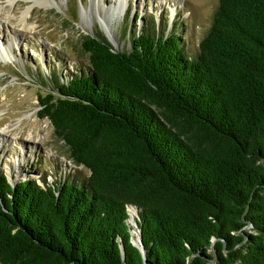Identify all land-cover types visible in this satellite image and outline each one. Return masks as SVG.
I'll use <instances>...</instances> for the list:
<instances>
[{
	"label": "trees",
	"instance_id": "1",
	"mask_svg": "<svg viewBox=\"0 0 264 264\" xmlns=\"http://www.w3.org/2000/svg\"><path fill=\"white\" fill-rule=\"evenodd\" d=\"M79 44L39 116L88 174L0 171V264H264V0H218L195 54L151 29Z\"/></svg>",
	"mask_w": 264,
	"mask_h": 264
},
{
	"label": "rangeland",
	"instance_id": "2",
	"mask_svg": "<svg viewBox=\"0 0 264 264\" xmlns=\"http://www.w3.org/2000/svg\"><path fill=\"white\" fill-rule=\"evenodd\" d=\"M33 1L0 0V130L7 129L0 136V171L11 181L32 178L40 185L88 174L70 159L50 120L39 116L41 96L56 93L57 81L88 68L80 37L99 32L113 48L122 50L129 49L134 34L151 29L164 35L178 33L185 50L195 54L218 5V0H126L124 14L113 17L111 30L105 32L99 19L117 0H52L56 6L50 7ZM28 6L31 28L13 43L1 29L5 17H17ZM83 10H89L84 22ZM5 46L10 48L8 53ZM9 157L17 159L15 164L8 161L10 174L6 171Z\"/></svg>",
	"mask_w": 264,
	"mask_h": 264
},
{
	"label": "bare ground",
	"instance_id": "3",
	"mask_svg": "<svg viewBox=\"0 0 264 264\" xmlns=\"http://www.w3.org/2000/svg\"><path fill=\"white\" fill-rule=\"evenodd\" d=\"M93 2H101L103 3L104 0H92ZM164 0H162L163 2ZM34 3H39L43 6H46V7H50L51 5H55L54 1L52 0H34L33 1ZM126 4V0H117L116 3H114L113 5H111L108 9H105V13L103 14V16L100 17L99 21L103 27V30L105 32H109L111 29H110V26H111V21H112V18L113 17H118V16H121L124 14V10H125V5ZM30 11V6L27 7L26 10H24L19 16L15 17L13 15H9V16H6L5 17V20H4V24L2 25V28L3 31L8 35L10 36L11 40L13 41V43L15 41H17V39L19 38L20 34L21 33H24V31H27V30H30L31 26L29 24H27L29 21H28V18L30 15H28ZM173 12V11H172ZM81 19L82 21L84 22L85 20V17L86 15H89V10H83L81 11ZM4 51L6 53H8L10 51V48L9 46H5L4 47ZM7 129L5 128H2L0 130V136L3 135V133L6 132ZM32 132V131H31ZM29 132V135H31L32 133ZM15 133V132H14ZM27 136V135H25ZM15 158V157H14ZM12 157H9V159L7 160L6 162V171L10 174L11 172V168L9 167V164L8 161L10 163L13 162V164H15V161L17 160L16 158L14 159ZM11 166V165H10ZM15 166V165H14ZM16 168V166H15ZM9 180V179H8ZM11 181V180H10ZM13 183L17 182V180L15 181H12ZM129 214H130V221L133 222V217L135 215V209L132 207L130 208L129 210ZM135 232V233H134ZM134 232H133V240L134 241H137L138 242V231L136 230V228H134Z\"/></svg>",
	"mask_w": 264,
	"mask_h": 264
},
{
	"label": "water",
	"instance_id": "4",
	"mask_svg": "<svg viewBox=\"0 0 264 264\" xmlns=\"http://www.w3.org/2000/svg\"><path fill=\"white\" fill-rule=\"evenodd\" d=\"M9 182H11V184H13V182L10 181V179H9ZM132 224H133L134 226H137V223H136L135 219H134V221H133ZM139 231H140V230H139ZM131 232H132V230H131ZM131 242H132L135 246H137V247L139 248V250L141 251V253L144 255V246H143V243H142L141 235L139 234V236H138V242H137V241H134L133 239H131ZM120 248H121V251H122V254H123V245H122V244L120 245Z\"/></svg>",
	"mask_w": 264,
	"mask_h": 264
}]
</instances>
